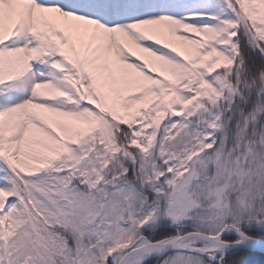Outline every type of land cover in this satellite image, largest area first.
<instances>
[{"label": "snow or ice", "instance_id": "1", "mask_svg": "<svg viewBox=\"0 0 264 264\" xmlns=\"http://www.w3.org/2000/svg\"><path fill=\"white\" fill-rule=\"evenodd\" d=\"M0 264H264V0H0Z\"/></svg>", "mask_w": 264, "mask_h": 264}]
</instances>
